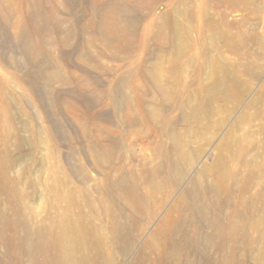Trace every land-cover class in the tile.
Segmentation results:
<instances>
[{"label": "bare ground", "instance_id": "obj_1", "mask_svg": "<svg viewBox=\"0 0 264 264\" xmlns=\"http://www.w3.org/2000/svg\"><path fill=\"white\" fill-rule=\"evenodd\" d=\"M160 1L111 0L104 14L99 8L100 0H91V4L87 0H0V59L16 71L19 85L27 78L33 88L42 83L50 97L55 83L83 81L75 71L64 67L56 54L62 47L79 50L75 43L82 29L80 11H85L89 19L86 25L114 47L113 57L124 53L131 58L140 52L142 64L133 76L142 82L121 75L114 85L99 89L96 99L99 103L111 99L116 108L125 109L131 126L139 133L149 134V145H154L155 155L162 158L149 170L145 191L137 182L128 189L123 182L110 181L96 207L86 189H64L57 183L51 189H40L36 198L56 212L44 217L41 213H28L24 201L27 195L4 182L15 183L10 173L31 160L32 152L21 149L25 145L32 148L37 139H42L38 134L22 137L14 133L23 111L17 106L18 96L9 92L8 81L0 77V264H116V251L127 254L138 239V218L152 217L164 200L160 193L183 183L187 171L206 152L209 138L198 148L191 147L190 141L203 139L205 130L220 128L227 119L223 113H231L245 97L249 83L242 79L239 66L213 53L219 42L232 50L245 42L235 39L232 33L238 22L226 19V13L215 19L209 5L218 1L238 8L243 2L252 7L249 0H197L195 8L188 7V0H168L157 11ZM146 18L148 21L142 26ZM262 23L264 28V20ZM151 36L155 41L153 48ZM102 53L100 50L98 54ZM84 59L89 60L90 56L86 54ZM172 60L177 63L166 66L165 62ZM25 64L29 66L27 74H19ZM188 66L196 72L191 84L185 83L182 76ZM171 80L178 85L181 82V88L171 87ZM194 84L197 87L191 88L183 100ZM128 87L136 92L135 97L125 94ZM230 100L235 103L231 107L217 104ZM258 102L253 99L247 103L217 152L206 154L212 155L211 162L204 161L194 171L179 200L152 232L145 243L155 253L150 255L149 264H201L193 262L189 255L190 250L203 252L202 238L207 247L214 248V253L202 254L204 264H264V165L255 163L260 153L251 152L254 141L235 133L237 124L261 116L260 110L256 115L247 112L256 108ZM177 109L182 112L179 117L168 114ZM213 114L220 118L211 121ZM21 128L31 132L26 121ZM83 131L86 137L92 136L88 128ZM164 138L170 140L168 146ZM13 139L16 150L21 151L17 158L9 150ZM112 152L113 148H104L103 154L110 156ZM249 156L252 160H247ZM230 162L238 168L230 166ZM43 167L40 163L38 169L43 171ZM244 167L246 174L239 182ZM30 170L28 164L23 167L25 173ZM210 175L215 176L213 183L208 180ZM255 183L260 189L252 194ZM234 193L237 207L224 212ZM185 208L189 213L183 216ZM258 210L261 214H256ZM133 212L139 216L128 224L126 217ZM202 227L209 231L203 233ZM136 258L132 264H143L142 256Z\"/></svg>", "mask_w": 264, "mask_h": 264}, {"label": "rangeland", "instance_id": "obj_2", "mask_svg": "<svg viewBox=\"0 0 264 264\" xmlns=\"http://www.w3.org/2000/svg\"><path fill=\"white\" fill-rule=\"evenodd\" d=\"M110 1L100 0L99 8L102 13L107 14V6H109ZM167 1L161 0L157 11ZM196 2L197 0H188V7L195 8ZM87 3L91 4V0H87ZM249 5L253 6L249 7L247 4V8L246 4L242 2L236 8L218 1H211L209 5L210 14L215 19H219L220 14L226 13V19L238 22L232 28V33L236 36L235 39L245 42L239 44L235 50L219 42L218 49L214 50L213 53H219L232 65L239 66L242 79L249 83L245 97L234 107L231 113L227 111H225V113L227 112L226 115L223 113L227 119L220 128L205 130L202 135L203 139L190 141L186 137L191 142L189 145L193 148L206 144V139L209 138V142L206 144V152L201 154L198 164L187 171V176L183 183L174 188V190L166 189L163 193H160L159 196H164V200L152 217L138 218L137 229H135V232L139 233L138 239L127 254L123 255L119 249L116 251L118 257L116 264H132V261L140 256L143 257V264H149L150 255L155 253L149 245L146 247L145 243L160 224L167 211L179 200L194 171L199 169L204 161L211 162L212 155L210 157L206 154L212 151L217 152V147L220 145L221 140L237 123L241 113L246 110L247 103L253 99H257L259 102L256 104V108L253 106L247 109V112L250 115H256L257 111L260 110L259 114L262 112L261 116L258 118L252 117L247 122L237 124L235 133L238 135L244 134L249 139V142L254 141L251 152L253 154L260 153V157L255 163L264 165V28L262 23V20H264V0H249ZM87 12L89 11L87 10ZM248 14L250 15L249 19L247 18ZM78 15L82 19V29L75 43L79 50L75 51V47L74 49L62 47L56 51V54L64 67L75 71L79 78H83V81H75L68 85L55 83L56 85H52L54 94L50 97L47 95L42 83L33 88L27 78L19 85L15 77L16 71L4 60L0 59V77L8 81L9 92L14 96H18L17 106L19 110L23 111L21 119H17L15 123L14 133L22 137L30 135V133L34 136L38 134L42 139L40 141L37 139L32 148L25 145L21 149L25 153L31 151L32 158L30 161H24L19 164L15 171L10 173L16 179L15 183L4 182V184L12 189H21L27 195L24 200L28 206L26 208L27 212L41 213L43 217L47 213L54 214L56 210L54 211L45 201L36 199L40 189H51L50 187L57 183L64 189H86L91 201L98 207L103 191L107 188L110 181L123 182L128 189L132 183L137 182L143 191L148 189V172L162 160L161 157L155 155L152 147L154 145H149L150 142L147 140L149 134L139 133L131 126L126 119L125 109L116 108L111 99H105L101 103L96 99L99 89L101 90L103 86L114 85L121 75H127V77L135 80L139 79L138 82H142L143 79L133 76L142 64L141 53L136 52L131 58H127L124 53H120L117 58L113 57L115 53L114 47L99 38L97 32L86 25L89 19L85 11H80ZM147 21L148 19L146 18L142 26ZM192 21L196 23L195 20ZM139 32H141V29H139ZM90 43H92L91 47ZM150 45L152 48L155 47V41L152 40V36ZM100 50L103 51L102 54H98ZM194 50L198 51L199 48ZM86 54L90 56L89 60L84 59ZM174 63H177V60L165 62L166 66H171ZM192 64L191 62L190 65ZM28 69V64H25L19 74L26 75ZM194 69L188 66L187 70H185L186 72L182 74L184 78L182 79L185 83L191 84L195 78L196 72ZM172 81H168L171 87L174 85L179 86V89L181 88V82L178 85L176 80ZM193 87H197V85L188 88L183 100L186 99ZM124 91L130 98L136 96V92L129 87ZM227 102L219 101L217 104H227L230 107L235 104L231 100ZM181 113L179 109L168 112L170 116L177 117ZM218 118H220V115L217 114L209 117L211 121H216ZM23 121L30 123L31 132L23 131L21 128ZM84 128H88L92 136L86 137L83 131ZM99 131L100 134H98ZM68 133L71 138L68 137ZM152 137L154 139V135ZM158 139L162 140L163 138ZM164 140L165 145L168 146L170 140L167 138H164ZM14 144L15 140L13 139L9 145V150L12 157L17 158L20 156L21 151L19 149L16 150L17 147ZM104 148H113L112 154L105 156L103 154ZM249 159H251V156L247 160ZM40 163L44 165L43 171L38 169ZM27 164L31 168L29 173L23 171V167ZM229 165L238 168L236 163L230 162ZM244 169L241 168L240 170L239 182L244 179L243 175L246 174V167ZM214 179V175H210L208 178L210 183H213ZM262 181H264V178H262ZM258 189H260L258 183L252 184L251 193L254 194ZM235 200L236 194L234 193L233 200L226 206L224 212L237 207ZM217 211L214 213L216 214ZM127 213L129 212L127 211ZM182 213L184 216L189 213V210L185 208ZM256 214H261V211H256ZM136 216H139V214L133 212L126 217L128 224H131ZM202 231L203 233L208 232L209 229L202 227ZM206 245L202 238L200 247L203 252L192 250L194 251L193 253L190 250L191 255L189 256L193 262L198 263L199 261V263L204 264L206 262L204 257H202L204 251L207 254L209 252L210 254L214 253V248Z\"/></svg>", "mask_w": 264, "mask_h": 264}]
</instances>
